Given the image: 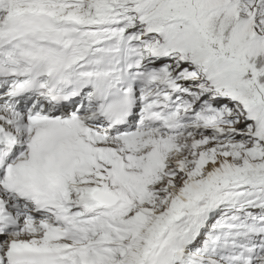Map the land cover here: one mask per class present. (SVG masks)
<instances>
[{
    "label": "snow or ice",
    "instance_id": "obj_1",
    "mask_svg": "<svg viewBox=\"0 0 264 264\" xmlns=\"http://www.w3.org/2000/svg\"><path fill=\"white\" fill-rule=\"evenodd\" d=\"M0 264H264V0H0Z\"/></svg>",
    "mask_w": 264,
    "mask_h": 264
}]
</instances>
